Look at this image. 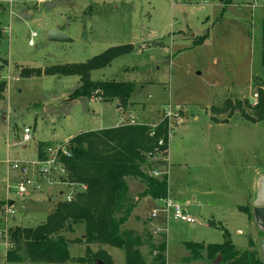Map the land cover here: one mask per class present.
Segmentation results:
<instances>
[{
	"label": "rangeland",
	"instance_id": "1",
	"mask_svg": "<svg viewBox=\"0 0 264 264\" xmlns=\"http://www.w3.org/2000/svg\"><path fill=\"white\" fill-rule=\"evenodd\" d=\"M226 1L0 0V81L7 83L0 99V203L7 199L8 160L36 162L42 147H68L80 134L120 127L123 117L157 127L171 107L181 110L180 118L167 120L169 156L158 172L167 174L169 197L195 223L172 216L167 221L163 203L140 199L145 187L129 178L137 207L125 228L152 238H145L140 248L147 264L159 243L167 245V264H185L187 243L223 244L225 230L238 251L253 248L262 256L264 229L256 222L254 204L264 177V121H247L236 104L241 102L242 111L253 117L258 106L253 96L259 95V86L264 89V0H231L225 6ZM52 31L72 42H51ZM125 45L133 51L91 72L90 79L134 83L136 90L126 103L119 98L71 99L80 86L77 76H21L25 69L86 64ZM25 129L32 130L29 142H24ZM70 194L68 185L56 181L24 198L11 196L15 226L42 225ZM156 209L161 211L155 219ZM65 235L83 239L70 246L73 258L86 259L87 248L98 251L85 243L83 225ZM103 248L115 264H125L122 251ZM6 252L0 245V264H19L7 263ZM191 264L213 261L205 251Z\"/></svg>",
	"mask_w": 264,
	"mask_h": 264
},
{
	"label": "trees",
	"instance_id": "2",
	"mask_svg": "<svg viewBox=\"0 0 264 264\" xmlns=\"http://www.w3.org/2000/svg\"><path fill=\"white\" fill-rule=\"evenodd\" d=\"M230 2L231 0H227L225 6ZM205 39L206 36L200 38L196 44H202ZM262 46L261 65L264 67V19ZM132 51L131 45L112 47L86 64L55 66L44 71L25 69L21 71V76H77L80 78V86L72 93L71 99L90 101L95 97L102 100L119 98L121 102L126 103L136 90L134 83L92 81L90 74L108 67L115 59ZM1 70L0 68V72ZM262 87H258L259 103L253 109V117L242 111L241 102L236 104L242 117L252 123L264 121ZM6 89V81H0V99ZM246 106L250 107V104L246 102ZM165 120L160 122L155 130L148 124H137L83 133L71 139L68 142L69 156H61V162L68 172L67 180L73 184L86 185L88 190L78 193L71 203L57 204L45 223L36 228L14 226L10 232L13 248L6 254L7 263L64 264L77 261L96 264L100 261L103 264H115L110 253L103 248L106 246L122 251L125 264H147L140 248L144 245L145 238H152L125 228L137 207V201L130 195L127 179L140 181L145 187L144 192L139 195L140 199L148 197L158 201L169 197L167 175L159 179L149 174L167 165V162L163 161L168 158L169 148V128L168 121ZM161 141L163 146L159 145ZM80 225L85 227L87 246L99 247L95 253L87 248L86 259L73 258L70 253L71 245L83 243L82 237L70 240L65 235L74 234L75 227ZM224 237L225 241L220 245L206 247L203 244L187 243L190 257L185 260V264L198 262L205 251L211 262L221 256L220 264H264V258L253 248L244 252L238 251L226 230ZM153 247H156L157 254L151 264H167V245L159 243Z\"/></svg>",
	"mask_w": 264,
	"mask_h": 264
},
{
	"label": "built area",
	"instance_id": "3",
	"mask_svg": "<svg viewBox=\"0 0 264 264\" xmlns=\"http://www.w3.org/2000/svg\"><path fill=\"white\" fill-rule=\"evenodd\" d=\"M2 3H10L12 0H1ZM7 33V31L5 32ZM258 94L255 93L253 100L255 104H258ZM101 100V99H100ZM99 100V101H100ZM181 110L173 111L170 107L165 111V118L168 121L173 119L178 120L179 112ZM126 118L121 119L120 126L137 125L131 118L130 123ZM155 130L156 126H152ZM32 130H24V142H29L32 139ZM154 135V133H152ZM169 138H172V131H170ZM163 146V142L159 143ZM61 156H69L68 147L64 145L50 146L41 148L39 150V160L36 162H18L8 160V174L6 183L7 199L0 204V245L8 252L13 248L11 240V229L15 226L17 218L16 203L11 196H17L24 198L30 194L43 191L46 186L55 185L56 181H62L71 190V194L63 202L71 203L75 200L78 193H83L88 190L86 185H77L70 183L67 180L68 172L61 162ZM168 158H164L163 161L167 162ZM157 160V158H155ZM154 178H162L166 173H160L158 170L149 172ZM63 195V193H61ZM164 205L163 211L166 214L167 221L172 216L175 220L185 223H195V220L187 215L186 211H183L182 206L172 198L160 200ZM161 210L156 209L153 211L152 217L158 218Z\"/></svg>",
	"mask_w": 264,
	"mask_h": 264
},
{
	"label": "water",
	"instance_id": "4",
	"mask_svg": "<svg viewBox=\"0 0 264 264\" xmlns=\"http://www.w3.org/2000/svg\"><path fill=\"white\" fill-rule=\"evenodd\" d=\"M49 40L51 42H60V43H71L72 40L65 36L59 31H52L49 34ZM255 208V219L257 224H259L264 229V177H261L258 183L257 198L254 204ZM262 257L264 258V242L262 245ZM222 261V257L219 256L213 264H219ZM96 264H103L100 261H97Z\"/></svg>",
	"mask_w": 264,
	"mask_h": 264
},
{
	"label": "crops",
	"instance_id": "5",
	"mask_svg": "<svg viewBox=\"0 0 264 264\" xmlns=\"http://www.w3.org/2000/svg\"><path fill=\"white\" fill-rule=\"evenodd\" d=\"M131 117V116H130ZM26 147V146H25ZM168 156H169V151H168ZM62 195V194H61ZM170 198H171V195H170ZM2 202V201H1ZM16 222H17V218H16V221H15V224H16ZM19 223V222H18ZM20 224V223H19ZM20 227V226H19ZM6 254H7V252H6ZM5 261H6V255H5ZM7 262V261H6Z\"/></svg>",
	"mask_w": 264,
	"mask_h": 264
},
{
	"label": "flooded vegetation",
	"instance_id": "6",
	"mask_svg": "<svg viewBox=\"0 0 264 264\" xmlns=\"http://www.w3.org/2000/svg\"><path fill=\"white\" fill-rule=\"evenodd\" d=\"M264 242V241H263Z\"/></svg>",
	"mask_w": 264,
	"mask_h": 264
}]
</instances>
